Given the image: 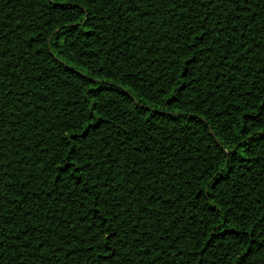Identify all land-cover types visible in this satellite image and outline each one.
I'll return each instance as SVG.
<instances>
[{
  "label": "trees",
  "instance_id": "16d2710c",
  "mask_svg": "<svg viewBox=\"0 0 264 264\" xmlns=\"http://www.w3.org/2000/svg\"><path fill=\"white\" fill-rule=\"evenodd\" d=\"M261 113L264 0H0V264H264Z\"/></svg>",
  "mask_w": 264,
  "mask_h": 264
},
{
  "label": "snow or ice",
  "instance_id": "6c2138e0",
  "mask_svg": "<svg viewBox=\"0 0 264 264\" xmlns=\"http://www.w3.org/2000/svg\"><path fill=\"white\" fill-rule=\"evenodd\" d=\"M201 35H203V33H201ZM261 114H264V113H261ZM145 163H147V161H145ZM81 167H82V165H81ZM246 252H247V250H246ZM105 255L106 256H114L115 254L113 253L112 250L109 249V250H106ZM113 264H120V262L113 260ZM241 264H247V255L246 254H241ZM254 264H255V262H254Z\"/></svg>",
  "mask_w": 264,
  "mask_h": 264
}]
</instances>
